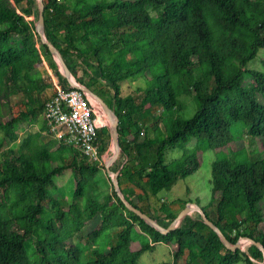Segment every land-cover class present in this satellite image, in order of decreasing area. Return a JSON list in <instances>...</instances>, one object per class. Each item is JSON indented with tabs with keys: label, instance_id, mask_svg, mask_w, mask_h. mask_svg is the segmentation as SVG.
I'll list each match as a JSON object with an SVG mask.
<instances>
[{
	"label": "trees",
	"instance_id": "obj_1",
	"mask_svg": "<svg viewBox=\"0 0 264 264\" xmlns=\"http://www.w3.org/2000/svg\"><path fill=\"white\" fill-rule=\"evenodd\" d=\"M43 3L47 40L74 79L119 119L112 170L125 198L167 227L177 211L157 193L198 169L199 144L230 147L237 142L232 127H239L259 148L251 161L212 162L211 199L201 208L230 242L246 236L264 246V69L247 66L264 49V0ZM38 11L37 0H0V264H136L157 243L172 257L157 264H260L259 248L226 249L197 211L164 235L128 210L112 185L96 198L103 161L90 162L80 148L47 133L45 101L58 87H73L35 31ZM43 70L53 78L50 94ZM138 78L143 86L122 94L123 82ZM15 93L22 100L12 103ZM188 93L196 110L183 118L180 96ZM40 114V127L21 138L23 124ZM98 136L103 153L108 127ZM191 138L197 143L188 148ZM177 147L182 154L166 162ZM68 169L74 189L64 201L54 192L55 178ZM135 229L147 240L135 239Z\"/></svg>",
	"mask_w": 264,
	"mask_h": 264
},
{
	"label": "rangeland",
	"instance_id": "obj_2",
	"mask_svg": "<svg viewBox=\"0 0 264 264\" xmlns=\"http://www.w3.org/2000/svg\"><path fill=\"white\" fill-rule=\"evenodd\" d=\"M97 0H88V2L93 3ZM99 1H108V0H99ZM45 61L47 60V56H45ZM248 68L250 69H264V49H260L256 58L251 60L248 63ZM46 68V67H45ZM44 68V69H45ZM47 69V68H46ZM43 80L45 85L48 86L46 88L47 94H50L53 87V78L48 70L42 71ZM247 75V74H246ZM144 82L142 78H138L136 80L129 79L124 81L122 84V94L134 93L135 89L138 86H143ZM11 102H17L18 100H22L21 93L11 94L10 98ZM181 102L186 105L185 111L180 112L183 118L190 117L194 111L196 110L195 101L193 100L192 94H184L180 96ZM43 117L40 114L36 120L32 123H24L23 129H21L20 136L24 137L28 132L32 133L36 129H38L43 121ZM47 120V119H46ZM48 121V120H47ZM49 123V121H48ZM110 123V121L108 122ZM51 127H54L49 123ZM52 131H56V129L52 128ZM232 135L235 137L234 142L230 147L223 146L219 149H211L205 148L204 144L201 143L199 146L202 148L201 152V164L198 169L189 175L186 178L178 179L169 189H163L159 191L156 197L168 205H173V210L177 211L182 206L181 202H193L197 203L200 206L206 205L211 199V167L212 162L216 159L230 158L234 161H251L252 160V152H256L257 150L254 148H259V140L252 141L251 138L247 134L244 133V130L239 127H232ZM54 134V133H53ZM52 136V134H51ZM57 137V136H54ZM241 140V141H238ZM197 140L191 138L186 143V147L192 148L196 146ZM244 148H241V147ZM237 153L232 152V150L240 149ZM113 147L111 144L107 146V149L103 153H107L111 155ZM232 149V150H231ZM183 150L181 148H175L169 150L166 155V162H171L174 159L178 158L182 154ZM119 157V156H118ZM117 159V158H116ZM113 165V166H112ZM115 165V160L110 164V168L112 169ZM117 172V171H116ZM97 190L95 192V196L97 199H102L106 194L110 193L111 190V181L109 176L106 174L105 168H102L98 171V173L94 177ZM56 190L54 191L57 197H62L64 201H71L74 189V179L73 173L70 169L63 171V173L55 178ZM185 203V204H186ZM153 205H155L153 203ZM263 210L264 204L262 203ZM81 234L77 236V240L81 239ZM134 238L140 239L142 241L147 240V237L139 236L138 230H134ZM243 244L242 249L244 250L247 241L245 239H240ZM82 242V241H81ZM103 242V241H101ZM31 245V244H30ZM172 257L169 250V247L164 243H157L153 250L145 251L138 258L136 264H157L161 262H171ZM236 264H245L243 260L238 261ZM261 264V262H260Z\"/></svg>",
	"mask_w": 264,
	"mask_h": 264
},
{
	"label": "water",
	"instance_id": "obj_3",
	"mask_svg": "<svg viewBox=\"0 0 264 264\" xmlns=\"http://www.w3.org/2000/svg\"><path fill=\"white\" fill-rule=\"evenodd\" d=\"M37 2H38V10L39 11H38V17H37V20L35 21L34 26H35V31L38 34L41 43H43L44 45L47 46L48 51L50 52V54L52 55L53 59L55 60L57 66H58L59 71L67 79L68 83L72 87L79 89V90L85 92L88 96H90L94 100L96 105L100 108L102 116L105 120H106L107 116L109 118H111L110 123H108L109 121L106 120L107 121L106 126L108 127L109 136H110V144H111V147H113V149H112L111 155H106L103 163H104V168H105L106 174L109 176V179L111 181V185H112L114 191L116 192L117 196L119 197V199L124 204V206L128 210L132 211L137 216H139L147 225H149L150 227L154 228L155 230H157L158 232H160L161 234H164V235L175 230L178 227L180 221L185 216L190 215L193 212L197 211L200 213L204 223L206 225H208L219 236V238L221 239V241H222V243L226 249L231 250V251H235L237 249H242L243 244L240 241V239H245L248 243L254 244L257 248H259L262 251L263 256H262L261 264H264V246L260 242H257L255 240L249 238V237H246V236L240 237L235 243L230 242L227 239V237L222 233V231L210 219H208L204 210L197 203L187 202L185 204V206L177 213L176 217L170 222V224L167 227H164V226L160 225L155 218L144 213L139 208L133 206L125 198L124 194L122 193V191L118 185V181H117L118 171L117 172L113 171L110 168V164L114 160H116V158L118 157L119 152H120V144H119V138H118L119 119H118L117 115L115 114V112L104 101H102L92 90H90L88 87L77 82L74 79V77L72 76L68 66L66 65L64 59L62 58L60 52L51 42H49L47 40V38L44 34V15H43L44 3H43V0H37Z\"/></svg>",
	"mask_w": 264,
	"mask_h": 264
},
{
	"label": "built area",
	"instance_id": "obj_4",
	"mask_svg": "<svg viewBox=\"0 0 264 264\" xmlns=\"http://www.w3.org/2000/svg\"><path fill=\"white\" fill-rule=\"evenodd\" d=\"M44 108L52 109L51 124L66 141H79L87 144L91 150L90 162L104 159L107 153H101V140L98 130L107 125L100 108L85 92L58 90L55 101H45ZM43 108V109H44Z\"/></svg>",
	"mask_w": 264,
	"mask_h": 264
},
{
	"label": "bare ground",
	"instance_id": "obj_5",
	"mask_svg": "<svg viewBox=\"0 0 264 264\" xmlns=\"http://www.w3.org/2000/svg\"><path fill=\"white\" fill-rule=\"evenodd\" d=\"M60 90H65V89H60ZM68 91H78V89L73 87V88L68 89ZM57 98H58V92L54 96L49 98V100H47V101H55V99H57ZM44 113H45L47 120L51 124L50 120H52V109L51 108H44ZM108 119H109V117L107 116L106 120H108ZM66 142L68 144H72V145H75L76 147L80 148L83 151V153L88 158L91 159V150L87 148V144L81 143L79 141H66Z\"/></svg>",
	"mask_w": 264,
	"mask_h": 264
},
{
	"label": "crops",
	"instance_id": "obj_6",
	"mask_svg": "<svg viewBox=\"0 0 264 264\" xmlns=\"http://www.w3.org/2000/svg\"><path fill=\"white\" fill-rule=\"evenodd\" d=\"M60 89H62V88H60V87H58L57 88V90L55 91V93L52 95V96H54L57 92H58V90H60ZM43 117L45 118V120H46V116H45V113H44V110H43ZM111 120V118H109L108 119V121H110ZM47 121V120H46ZM47 125H48V128H49V130L47 131V133H50V135L52 134V136L54 137V136H57V137H55L56 139H60L62 136L60 135V133L59 132H55V131H52L51 129L52 128H54V129H56L55 127H51L50 125H49V123H48V121H47ZM54 133V134H53ZM182 209V208H181ZM181 209H179V210H177V213L181 210Z\"/></svg>",
	"mask_w": 264,
	"mask_h": 264
}]
</instances>
